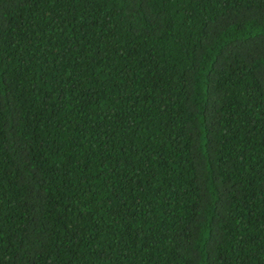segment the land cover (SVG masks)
Listing matches in <instances>:
<instances>
[{
  "label": "trees",
  "instance_id": "1",
  "mask_svg": "<svg viewBox=\"0 0 264 264\" xmlns=\"http://www.w3.org/2000/svg\"><path fill=\"white\" fill-rule=\"evenodd\" d=\"M0 264H264V0H0Z\"/></svg>",
  "mask_w": 264,
  "mask_h": 264
}]
</instances>
